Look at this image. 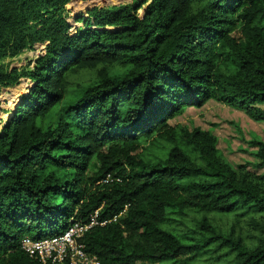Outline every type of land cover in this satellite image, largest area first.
I'll return each instance as SVG.
<instances>
[{
	"label": "trees",
	"instance_id": "1",
	"mask_svg": "<svg viewBox=\"0 0 264 264\" xmlns=\"http://www.w3.org/2000/svg\"><path fill=\"white\" fill-rule=\"evenodd\" d=\"M70 1L0 0V89L32 82L0 129V264H43L22 238L95 210L79 241L100 264H264V170L169 123L209 100L264 121V0L94 6L73 31Z\"/></svg>",
	"mask_w": 264,
	"mask_h": 264
},
{
	"label": "rangeland",
	"instance_id": "2",
	"mask_svg": "<svg viewBox=\"0 0 264 264\" xmlns=\"http://www.w3.org/2000/svg\"><path fill=\"white\" fill-rule=\"evenodd\" d=\"M131 0H71L66 8L68 21L72 24V31L81 26V22H75L77 14H84L91 7H106ZM143 9L139 10L142 13ZM44 44L37 45L22 54L6 58L3 64L8 68H22L32 66L34 59L44 51ZM32 82L27 77H21L20 83L0 89V129L15 107L20 97L31 87ZM264 109V103H259ZM170 124L181 123L189 128L200 127L208 129L218 138L217 147L219 152L233 166L247 164V168L262 172L264 168L251 165L255 162L253 152L255 147L250 146L248 141L253 137L264 138V121L259 122L250 118L244 111L222 104L215 100H209L200 107L188 106L182 113L169 119ZM251 163V164H250Z\"/></svg>",
	"mask_w": 264,
	"mask_h": 264
},
{
	"label": "built area",
	"instance_id": "3",
	"mask_svg": "<svg viewBox=\"0 0 264 264\" xmlns=\"http://www.w3.org/2000/svg\"><path fill=\"white\" fill-rule=\"evenodd\" d=\"M107 222L99 221L98 210H95L85 222L73 221L63 232L50 237L32 239L25 236L21 245L29 256H37L43 264H62L66 260L70 264H100L95 255L84 250L79 240L91 227Z\"/></svg>",
	"mask_w": 264,
	"mask_h": 264
},
{
	"label": "crops",
	"instance_id": "4",
	"mask_svg": "<svg viewBox=\"0 0 264 264\" xmlns=\"http://www.w3.org/2000/svg\"><path fill=\"white\" fill-rule=\"evenodd\" d=\"M259 107H260V105L259 104H257Z\"/></svg>",
	"mask_w": 264,
	"mask_h": 264
}]
</instances>
